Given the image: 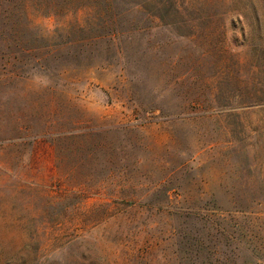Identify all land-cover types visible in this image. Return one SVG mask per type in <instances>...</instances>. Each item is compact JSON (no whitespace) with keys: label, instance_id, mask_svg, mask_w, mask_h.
I'll list each match as a JSON object with an SVG mask.
<instances>
[{"label":"rangeland","instance_id":"obj_1","mask_svg":"<svg viewBox=\"0 0 264 264\" xmlns=\"http://www.w3.org/2000/svg\"><path fill=\"white\" fill-rule=\"evenodd\" d=\"M80 2L0 0V264H264V0Z\"/></svg>","mask_w":264,"mask_h":264},{"label":"trees","instance_id":"obj_2","mask_svg":"<svg viewBox=\"0 0 264 264\" xmlns=\"http://www.w3.org/2000/svg\"><path fill=\"white\" fill-rule=\"evenodd\" d=\"M82 2H80V3H82V4H80L81 6V8L83 9H86V8H90L91 6H89L88 4H86V2L85 1H87V0H81ZM94 1H96V0H94ZM106 1V6H105V10H110L111 9V5L108 3L107 4V1L108 0H105ZM140 6H142V4H137V6L136 7H140Z\"/></svg>","mask_w":264,"mask_h":264}]
</instances>
